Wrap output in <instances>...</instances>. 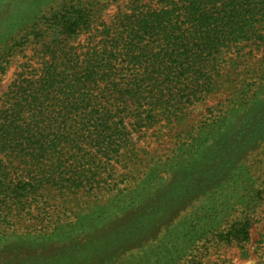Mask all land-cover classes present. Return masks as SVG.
Instances as JSON below:
<instances>
[{"label": "trees", "instance_id": "16d2710c", "mask_svg": "<svg viewBox=\"0 0 264 264\" xmlns=\"http://www.w3.org/2000/svg\"><path fill=\"white\" fill-rule=\"evenodd\" d=\"M50 2L0 42L2 73L13 52L33 43L29 61L0 97V221L44 200L52 189L95 182L102 161L109 164L133 149V134L158 131L174 121L185 106L220 84V72L231 59L246 46L252 51L264 43V0H118L108 17L103 14L107 0ZM252 92L229 97L212 128L183 137L184 146L172 147L152 169L188 168L178 156L200 153L216 135L227 137L229 118L238 113L243 125L236 124L237 134L245 139L255 138L256 131L263 135L264 108L258 107L264 104V83ZM244 109L249 111L244 114ZM230 179L234 182L235 175ZM133 192L119 195L115 203L132 202ZM261 192L246 201L243 211L255 206ZM230 215L224 216L225 230L215 227L210 237L226 238L223 232L235 237L244 229L246 219ZM96 223L60 220L33 241L43 246L65 241L66 249L82 250L88 228ZM236 224L242 227L235 230ZM10 238L17 237L0 230V242H7L0 247L25 242ZM10 260L0 264H15Z\"/></svg>", "mask_w": 264, "mask_h": 264}, {"label": "rangeland", "instance_id": "374dc122", "mask_svg": "<svg viewBox=\"0 0 264 264\" xmlns=\"http://www.w3.org/2000/svg\"><path fill=\"white\" fill-rule=\"evenodd\" d=\"M50 1L53 0H0V42L32 21L34 13L46 9ZM117 1L104 2L103 14H113ZM32 44L29 41L9 57L5 71L0 72V97L21 71V64L29 61ZM219 83L158 131L133 134V149L110 159L109 164L102 161L95 170V182L69 190L52 189L44 200L0 221V230L17 237L10 241H25L23 246L0 247V263L11 258L15 264H43L47 260L51 264H262L263 132H253L256 137L248 139L237 134L236 124L243 125L239 121L243 116L238 113L229 118L232 121L226 128L227 137L216 135L200 153L178 156L188 168L152 169V164L167 159L172 147L184 146L183 137L197 135L204 127L212 128L229 97L244 90L252 94V89L264 83V43L252 51L246 46L240 57L231 59L220 72ZM260 95L264 98V93ZM259 107L263 109L264 104ZM248 111L244 109L243 113ZM261 116L254 117V122ZM232 174L234 182L230 179ZM129 190L134 191L135 200L115 203L119 195ZM258 191L262 192L255 206L249 212L243 211L246 201ZM229 212L230 219H246L245 230L234 232L235 237H228L227 232L220 234L226 238L210 237L208 233L215 227L225 230L224 218ZM60 220L97 222L88 228L89 238L83 239L88 243L82 250L66 249L65 241L52 242L51 246L33 241L35 235ZM239 225H235V230L242 227ZM108 255L114 261L102 262Z\"/></svg>", "mask_w": 264, "mask_h": 264}]
</instances>
